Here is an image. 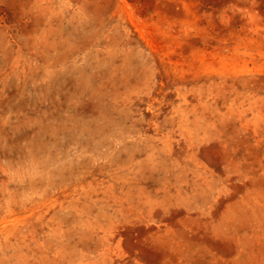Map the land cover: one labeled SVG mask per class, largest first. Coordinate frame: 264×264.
<instances>
[{"label": "rangeland", "instance_id": "374dc122", "mask_svg": "<svg viewBox=\"0 0 264 264\" xmlns=\"http://www.w3.org/2000/svg\"><path fill=\"white\" fill-rule=\"evenodd\" d=\"M0 264H264V0H0Z\"/></svg>", "mask_w": 264, "mask_h": 264}]
</instances>
